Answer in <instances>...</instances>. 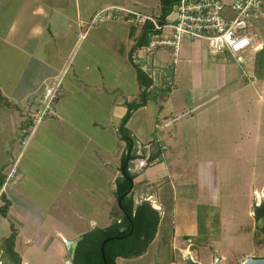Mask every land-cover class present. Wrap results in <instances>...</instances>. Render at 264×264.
Returning a JSON list of instances; mask_svg holds the SVG:
<instances>
[{"label":"rangeland","instance_id":"374dc122","mask_svg":"<svg viewBox=\"0 0 264 264\" xmlns=\"http://www.w3.org/2000/svg\"><path fill=\"white\" fill-rule=\"evenodd\" d=\"M86 1L81 0L82 7ZM94 1L115 4L112 0ZM129 7L135 12L156 13L157 11L156 15L159 13L156 0H150L145 8L140 4H131ZM147 7L150 11H147ZM105 8L112 9L110 16H107ZM118 9L119 7L111 5L99 8L90 14L85 20V27H88L86 35L80 41L77 51L71 58L73 65L67 74L70 82L72 81L73 67H75L81 73V78L85 81L89 80L90 85L94 84L93 80H96L95 89H90L83 83L80 87L81 91L74 87L69 89L57 100L58 102L56 101L57 104L54 103L55 115L44 116L39 122L33 120L30 110L37 107L35 112L40 111L41 101H32L31 103L28 101L29 99L24 103L18 101L16 104L18 109L1 108L5 109L6 113L0 110V140L5 143V139L11 138V142L15 145L18 142L17 151L22 149L24 154L18 163V171L26 170L23 165H28L30 159L33 161L32 175L36 176L37 184L34 186L28 184L31 188L30 191L34 193L33 196H43L49 200V194L46 193V189L42 188L48 183L46 181L50 177L59 179L58 188L55 190L56 192L52 193V196L55 195L59 210L54 212L66 215V219L58 226V229L64 231L68 228L69 234L66 233L68 236L75 233L73 229H78L76 231L78 233L88 231L93 226L91 220L95 222L96 226L104 227L119 217L115 189H110L114 188V180L120 173L118 170L119 156L125 144L119 140L116 134L119 124V111L116 107L120 108L119 99L121 98L139 100L140 91L135 87V76L126 60L128 28L123 23L126 20L118 19ZM151 17L155 20L154 16ZM128 20H130L132 29L140 28L142 25L135 20V16ZM126 22L128 23V21ZM168 30L169 28H165L164 32ZM257 39L262 41L259 35H257ZM190 40H192L191 44L199 45L197 46L199 54L193 56L189 50L184 51L181 55H186L188 58L184 60L186 58H181L179 51L175 65V87L168 98L167 106L171 104L170 107H173L172 104L175 100L179 103L183 90H189L190 98L184 101L190 102V104L178 111L167 108L163 112L167 116L163 118H156V114L152 110L147 112L150 119L153 120V116L156 121L158 120L156 127L151 125L148 137L154 141L158 137L160 147L164 145L168 150L164 152L165 157L170 156L172 160H177L179 163L183 159L197 162L204 159L209 153L221 149L223 167L220 175L214 176V181L219 188L220 209L226 216L233 215L235 228L233 226L231 228L235 236H239L238 224L242 226V224L248 225L249 223V226L241 228V237L235 239L232 248V240L228 238L232 235L225 236L223 229L218 226L217 219H214L217 212L215 213L212 211L214 209H211L208 222L199 221V240L205 237V234L217 237L218 234L224 233L223 236L226 239L216 243L214 240V244L228 256L225 259L212 257L211 261L214 264H239L249 256L264 257L262 226L258 220L251 222L247 213L248 197L254 198V202H260V200L264 202V87L260 77L255 78L256 82L253 83V86L248 82L250 78H253L251 74L255 67L253 62V59H256L255 52L248 49L241 52L244 58L241 62L226 54L219 55V61H217V58L206 49L204 41ZM135 54L136 52L133 57L136 59ZM262 56L264 57V53ZM25 61L17 57V59L7 62L6 65H0V86L4 83V87L0 88L4 94L7 95L8 85L12 87L13 91L15 90L14 96H16L18 91L24 90L32 84V82L30 83L32 78L28 76L31 71L29 66L27 68L24 65ZM186 66L185 73L183 68ZM51 82L54 81L51 80ZM34 93L36 96H43L44 92L40 88ZM211 95H215V100L204 104L203 107L196 108L192 104L199 100L198 97L206 100ZM260 95L263 98H260ZM183 112L186 113L180 116L182 119L178 118L169 127L164 126L165 122L172 121L174 117ZM10 114L12 117L17 116L20 120L17 128L12 122ZM27 117H31L32 122H28L27 126L22 125L27 122ZM54 118H58L57 122L52 121L56 120ZM188 134H191V137ZM24 135V138L30 136L26 145L23 141L20 144L22 139L18 140L19 136ZM40 135H43L42 140L38 138ZM153 144L154 148L160 149L157 147L159 144L157 141ZM20 145L25 146L22 148ZM31 147L35 148L32 150ZM169 150L174 153L169 154ZM180 152H186V156L178 154ZM17 153L9 157L5 148L2 147L0 152L1 179L8 173L9 164L14 163ZM9 159L13 161L9 162ZM128 166L131 172L136 171L134 162L128 163ZM48 169L50 170L47 171ZM156 169L155 167L152 170ZM61 180L65 182L63 188L60 187ZM160 182L163 183V188H168V182L166 183L165 179ZM167 190L163 193H167ZM110 193L112 196L109 199ZM1 202L0 200V205ZM14 209L26 213V209H32V206L19 204ZM81 212L85 218L78 221L76 216ZM40 215L37 213V218ZM199 215H201V211ZM20 220L16 218V225L21 223ZM8 224L9 220L0 215V235H5L8 232ZM169 227L170 221L168 217L164 216L159 227L156 245L163 247L165 258L168 255L167 244L169 245L171 235ZM19 229L20 234L17 237L16 248L24 261L28 264H63V261L57 260L62 259L59 253L60 246L52 244L46 247L43 243L41 246L33 244L32 247H28L24 244V239L25 237L32 239L31 234L34 233V229L32 231L27 229L26 234L22 233L21 228ZM43 229H46V234L49 233L47 238L54 239L51 237L54 236L53 231L49 232L45 225ZM244 229L248 231L245 235ZM56 239L58 243L62 242L60 237ZM154 246L153 244L149 248L148 255L152 253ZM64 253L67 254L65 250ZM243 253L247 256H244ZM67 258L66 256L65 259ZM142 261L133 263L124 259L118 260L117 263L137 264ZM203 264H209L208 260Z\"/></svg>","mask_w":264,"mask_h":264},{"label":"crops","instance_id":"0c3cea01","mask_svg":"<svg viewBox=\"0 0 264 264\" xmlns=\"http://www.w3.org/2000/svg\"><path fill=\"white\" fill-rule=\"evenodd\" d=\"M112 1L115 2V4H110V2L108 4H105V2L87 0L85 2V5L82 7L81 0H0V65H6L7 62L15 60L17 59V57H19L23 60H26L24 65H26L27 68L29 66V70L31 72H29L28 76L32 78L30 81V83L32 82V84L26 89L18 91V94L16 96H14V93L16 92H14L15 90L13 91L11 86H7L9 87V89H7L6 91L7 95L4 94L0 88L3 96L16 104L18 101H22L24 103L28 99L30 103L32 101H41L42 96H36L34 92H36V90L40 88L44 89L45 82H51V80L54 81L58 80L59 78L62 84V93L57 100H59L63 94H66L67 91L73 87L81 91L80 87L82 86V83L88 86V88L90 89H95L96 87L94 86L97 85L96 80H93V86L90 85L91 83H88L89 80H83L81 78V73L75 67H73V72L71 75L72 81L70 82L69 78H67L70 67H72L73 65L71 62V58L77 51L80 41L84 39L86 35L88 27H85V20H87L90 14L94 13L99 8L115 5L116 7H119V9H127L129 11H132L129 7V5L131 4H140L145 8L146 6H148V2L150 3V0ZM156 4L158 6V0H156ZM147 11H150V9L148 8ZM140 12L141 11L137 13L143 16L150 17L156 16L157 13V11L156 13ZM131 17L133 16L124 14L119 11L118 19L128 21V23L126 21H123L124 25L128 28V48L126 49L125 54L127 61V53L131 46L136 42L140 30L139 27H134V29H132L129 22L130 20H128V18ZM263 21L264 19L254 20L252 22L249 29L250 33L252 34V39L250 45L243 51L248 49L252 52H255L256 55V59H253L255 67L251 74L253 78H250V80L248 81L249 84L253 86V83L256 82L255 78L260 77V80H262V85L264 87V57L262 56L264 53ZM169 32L170 30H168L167 32H164L163 30L161 33L166 35ZM257 35L262 38V41L257 39ZM190 39L193 38H189L187 36H182L181 38L179 51L181 58H186L184 60L188 59L186 55H181L184 51L186 52L187 50H189V52L193 53V56H195V54H199L197 47L199 45L191 44L192 40ZM135 52V60L152 77L153 82L149 87V90L151 91L153 98L150 97L151 100L148 99L143 106H140L137 109L133 110L125 125L130 135L135 139V154L140 156L130 161L134 162L136 165L135 172H131L129 169L131 174H134L131 192L135 204H139L141 201H147L150 203V205L158 213L159 222L157 224L153 239L149 242L143 253H141L140 255H133L128 258L117 257L116 263L118 260L124 259L130 260L133 263H136V261H142L144 259L141 263L137 264H203L207 260L209 264H211L212 257H214L215 259H225L228 255L221 252L219 248L215 246L214 240L216 243L226 239L223 236L224 233L225 236L232 235V237L228 238L232 240L231 247L233 248L235 239H239L241 237V228L248 227L249 223L248 225L245 224L247 226L243 224L241 226L240 224H238L237 230L239 236H235L232 233L233 229L231 228V226L235 228L233 215L226 216L223 213V210L220 209L219 188L214 181V176H219V173H221V169L223 167L224 161L221 159L223 157L221 149H217V151L214 153H209L206 157H204V159H200L197 162L183 159L179 163L177 162V160H172L170 156L165 157L166 155H164V152L168 150L164 147V145L160 147V140L157 137L155 141L159 143L157 147L160 148L158 150H160L161 152L159 153L157 160L155 159L151 162L147 161L148 155L151 152L154 153V151L157 150L156 148H154L153 144V142L155 141L151 140L150 137H148L151 131V125H154V127H156L158 124V120L156 121V118H163L167 116L166 114H163V112L167 108L178 111L181 110V108H184V106L190 104V102L184 101L185 99L190 98V94L189 90H183L181 92L182 94L179 103H177L175 100L172 104L173 107H170L171 104L167 106L168 98L171 96L172 90L175 87V65L177 63H173L172 59L174 55L169 47L158 46L151 51L140 48ZM241 52L237 54L228 52H219L216 54H212L210 52L209 53L217 58V61H219V55L226 54L231 55V57L235 59L237 58V60L241 62L244 59ZM177 55L179 56V52ZM70 62L71 64L69 66ZM132 70L135 76V71L133 68ZM183 71L186 73L187 66L183 68ZM168 74L171 76V82L168 86L169 88L161 90V88L166 86V75ZM135 83V87H137V90L140 91V87L137 81H135ZM0 87H4V83ZM214 97L215 95H211L206 100L198 97L199 100L192 104H194V107L196 108L203 107L204 104L214 101ZM260 98L263 97H261L260 95ZM131 99H119V102H121L119 105L120 108L116 107L119 111V118L126 111L125 103L132 101ZM1 108L3 107H0V110H2V112H7L5 109ZM36 109L37 107H34L33 110H30V115L33 114ZM157 109L159 112L157 111ZM150 110H152L156 114V118L152 116L153 120L147 116V112H149ZM185 113L186 112H183L181 115L174 117V119L176 120L173 119L172 121L169 120L165 122L164 126L169 127L173 125L178 120V118H180V116H183ZM10 117L12 118V122H14L17 128L20 124V120L17 118V116L12 117V114H10ZM54 119L56 120L52 121L57 122L58 118ZM180 119H182V117ZM48 125L51 126L50 124ZM188 135H190L191 137V134ZM24 137L25 135L19 136L18 140L22 139L20 141V144L23 141L26 145L29 141L30 136L28 135L26 138ZM38 138L39 140H42L43 135L38 136ZM16 146H19L18 142L16 145L15 143L13 144L11 142V138H7V140L5 139V143L0 140V152L2 147L5 148V152H7L9 157L10 155L18 152L14 160L17 168L14 182H11V184L8 183L6 185L2 183V186L0 187V194L2 193L5 200L9 202V205L6 209V215L3 216L2 214H0L3 218L9 220L8 232L5 235H0V264H28L26 261H24L16 248L17 237L20 234L19 228H21L22 233L25 234L26 232H28L27 229H30L31 231L34 229V233L32 232L31 234L32 239H30L29 237H25L24 239V244L26 246L32 247L33 244H38V246H41L43 243L46 247L52 244H55L57 247L60 246L59 253L62 259L57 260L63 261V264H68V242L81 235L83 232L78 233L76 232L78 231V229H73L75 233H72L68 236V228L66 229L67 231L64 230L66 232L58 229V226L61 225L62 222H64V219H66V215L56 213L57 211H59L57 208L58 203L55 200V195L52 196V193L56 192L55 190H57L58 188L57 183H59V179L50 177L46 181L48 183L42 188L46 189V193L49 194V200L46 197L44 198L43 196L34 197V193L30 191L31 188L28 186V184H31L33 186L37 184L36 176L32 175L33 161L32 159L28 160V165H23V168L26 167V170L22 169V172H19L18 163L20 162L24 154L22 149H20V151H17ZM24 146L21 147L23 148ZM34 148L31 147L32 150ZM173 153L174 152H170L169 150V154ZM178 154H182L181 156H186V152H180ZM162 157H164L165 159H163ZM11 161L9 159V162ZM155 167L157 169L152 170L155 169ZM49 170L50 169H48L47 171ZM163 179H165L166 183L168 182V188H166L168 189L167 193H163L166 190L165 188H163V183L160 182ZM157 182L158 184H156ZM60 183V187L63 188V186H65V182L61 180ZM110 189H115V184L114 188L111 187ZM30 194H32L31 196L33 197H31ZM111 196L112 194L110 193L108 196L109 199ZM247 199V213L250 220H252L251 222H254L257 220L255 217V207H257L260 203H263L261 202L263 200H260V202H254V198L250 199L248 197ZM0 200L2 201V205L3 200L1 198ZM19 204H30L32 206V209H26V213H24V211L22 210H15V206ZM211 209H214L212 211H214L215 213L217 212L214 219H217L218 226L223 229L224 233L218 234L217 237H212L211 234H205V237H202V239L199 240V221L201 220V222L203 223L205 221L208 222ZM200 211L201 215H199ZM37 213L41 214L39 218H37ZM83 215L84 214H82V212L78 213L76 219L78 221L82 219L84 220L85 217ZM164 216L168 217L170 221L169 231L171 232L169 245L167 244L169 250L166 258L163 256V247L161 248L160 246L156 245V240L159 237V227L161 226V221ZM16 218L21 219V223L19 225H16ZM91 223L94 227H98L95 225V222L93 220H91ZM44 225L49 232L50 230L53 231L54 236L51 237H53L54 239L50 237L47 238L49 233L46 234V229H43ZM93 226L92 228H94ZM12 230L15 234V238L13 246L8 249L9 246H5V239L10 236ZM243 232L245 235L248 231H245L244 229ZM58 237L62 239V242L58 243L56 239ZM153 244L155 245L154 250H152V253L148 255L149 248ZM207 246L209 247L207 248ZM64 250L67 252L66 255L64 253ZM11 252H14L15 254L11 255ZM243 254L244 256H247V254ZM66 256L68 257L67 259H65ZM212 264L214 263L212 262Z\"/></svg>","mask_w":264,"mask_h":264},{"label":"trees","instance_id":"16d2710c","mask_svg":"<svg viewBox=\"0 0 264 264\" xmlns=\"http://www.w3.org/2000/svg\"><path fill=\"white\" fill-rule=\"evenodd\" d=\"M178 3V0H158V15L154 16L155 21L160 24H165L167 16L172 12L174 6ZM160 30H155L153 23L149 19H145L142 23L139 35L136 42L131 46L127 53V59L135 71V78L140 87V99L125 103L126 111L119 118V124L117 129V136L119 140H122L124 149L119 156V175L115 178V200L117 206L118 197L129 187V181L125 176L121 174V169L125 165V174L130 178H134V174L128 169V163L140 157L135 154L134 144L135 139L130 135L125 125L128 121L133 110L140 106H143L148 99L153 98L149 87L152 85V77L141 67V65L133 57L134 52L137 49H146L148 42L152 35L160 34ZM167 81L165 87L161 90L169 88L171 82V76L166 75ZM58 99V98H57ZM56 99V101H57ZM55 101V102H56ZM0 107L15 108L18 109L16 103L8 100L0 91ZM30 119V121H29ZM27 122L22 125H26L31 122V118L27 117ZM29 122V123H28ZM27 126V125H26ZM160 151L151 152L147 161H154L159 156ZM157 160V159H156ZM12 164V163H11ZM9 164V166H11ZM4 178L0 180V187ZM0 198L3 200V204L0 206V214L6 215V209L9 202L5 200L3 194H0ZM121 207L127 213L131 220L130 222L123 216L118 206L119 217L113 219L108 225L104 227H94L81 235V239L77 242L74 255L75 264H117V257L128 258L134 255H140L145 251L149 242L153 239L156 232V227L159 222V216L157 211L147 201H141L139 204H135L132 196V192L122 197L120 201ZM255 217L257 219L264 220V202L255 207ZM261 233L264 236V224L261 229ZM15 234L12 230L10 236L5 239L6 245L10 249L13 246ZM102 247V249H101ZM15 254L14 252L10 253ZM194 264V263H190Z\"/></svg>","mask_w":264,"mask_h":264},{"label":"built area","instance_id":"2783aa9c","mask_svg":"<svg viewBox=\"0 0 264 264\" xmlns=\"http://www.w3.org/2000/svg\"><path fill=\"white\" fill-rule=\"evenodd\" d=\"M111 10L105 8L107 16H110ZM119 11L135 16V20L141 24L145 19L151 20L155 30L162 32L169 28L170 32L166 35L161 32L152 35L146 50L151 51L158 46L169 47L175 63L182 36L204 41L212 54H237L246 49L252 39L249 31L252 22L264 19V0H178L165 24L127 9ZM43 92L41 110L31 114L35 122H39L44 116L55 115L54 103L62 93L60 80L45 83ZM16 173V164L13 163L3 184L14 182Z\"/></svg>","mask_w":264,"mask_h":264},{"label":"water","instance_id":"95a60500","mask_svg":"<svg viewBox=\"0 0 264 264\" xmlns=\"http://www.w3.org/2000/svg\"><path fill=\"white\" fill-rule=\"evenodd\" d=\"M125 165L121 169V174L127 178V180L129 181L130 184H129V187L118 197L117 206H118L119 210L121 211V213L123 214V216L130 222V225L132 227L131 220H130L129 216L123 210V208L121 207V204H120L122 197L125 195H128L130 193V191L132 190V178H130L129 176H127L125 174ZM80 239H81V236H78V237L72 239L70 242H68V253L70 255V258L73 255V250H74L76 243ZM101 249H102V247H101ZM68 264H70V263H68ZM239 264H264V257L249 256V257L245 258L244 260H242Z\"/></svg>","mask_w":264,"mask_h":264},{"label":"flooded vegetation","instance_id":"af4514ba","mask_svg":"<svg viewBox=\"0 0 264 264\" xmlns=\"http://www.w3.org/2000/svg\"><path fill=\"white\" fill-rule=\"evenodd\" d=\"M256 219H257V218H256ZM257 220L260 222L261 226L263 227L264 220H263V219H257ZM261 229H262V228H261ZM78 241H79V240H78ZM76 246H77V243H76V245H75V247H74L73 255L71 256V258H70V255H69V253H68L69 263H70V264H75V263H74V255H75V249H76Z\"/></svg>","mask_w":264,"mask_h":264}]
</instances>
